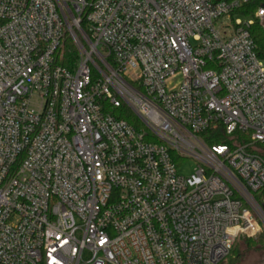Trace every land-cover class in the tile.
I'll use <instances>...</instances> for the list:
<instances>
[{
    "label": "built area",
    "instance_id": "1",
    "mask_svg": "<svg viewBox=\"0 0 264 264\" xmlns=\"http://www.w3.org/2000/svg\"><path fill=\"white\" fill-rule=\"evenodd\" d=\"M250 1L0 0V264H220L261 231L264 157L203 137L264 144Z\"/></svg>",
    "mask_w": 264,
    "mask_h": 264
},
{
    "label": "trees",
    "instance_id": "2",
    "mask_svg": "<svg viewBox=\"0 0 264 264\" xmlns=\"http://www.w3.org/2000/svg\"><path fill=\"white\" fill-rule=\"evenodd\" d=\"M261 0H252L250 2L242 4L240 7L235 9L232 12L233 16L243 17V18H254L253 24L250 26V32L256 44V51L260 58L264 59V29L261 26L258 19L255 18V13L258 8L262 5ZM81 27L85 30V24L81 23ZM78 57V51L71 40H68L61 52L60 56V64L66 66L68 68H73ZM114 114L115 116L126 119L129 123L133 124L136 127H140L142 125L139 118H137L132 111H130L129 107L121 106L119 108H110L107 110ZM203 137L205 141L209 144H218V143H226L230 145H247V148L251 151L258 152L264 157V144H254L250 145V139L248 134L243 133L240 130L235 131L232 136L227 135L222 128H218L217 130H209L203 133ZM260 193H254L255 199L262 204ZM249 239V238H248Z\"/></svg>",
    "mask_w": 264,
    "mask_h": 264
},
{
    "label": "rangeland",
    "instance_id": "3",
    "mask_svg": "<svg viewBox=\"0 0 264 264\" xmlns=\"http://www.w3.org/2000/svg\"><path fill=\"white\" fill-rule=\"evenodd\" d=\"M129 109L138 118L134 110ZM175 162L178 172L183 176L194 173L199 165V160L194 157H175ZM258 220L261 231L254 237H240L230 255L220 264H264V217L259 216Z\"/></svg>",
    "mask_w": 264,
    "mask_h": 264
},
{
    "label": "clouds",
    "instance_id": "4",
    "mask_svg": "<svg viewBox=\"0 0 264 264\" xmlns=\"http://www.w3.org/2000/svg\"><path fill=\"white\" fill-rule=\"evenodd\" d=\"M228 236L235 237L239 232L244 231L240 225L226 226L224 229Z\"/></svg>",
    "mask_w": 264,
    "mask_h": 264
},
{
    "label": "water",
    "instance_id": "5",
    "mask_svg": "<svg viewBox=\"0 0 264 264\" xmlns=\"http://www.w3.org/2000/svg\"><path fill=\"white\" fill-rule=\"evenodd\" d=\"M264 5V4H263Z\"/></svg>",
    "mask_w": 264,
    "mask_h": 264
}]
</instances>
